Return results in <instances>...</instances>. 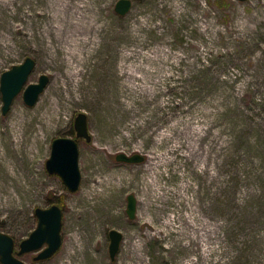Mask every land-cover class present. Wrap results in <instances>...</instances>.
I'll list each match as a JSON object with an SVG mask.
<instances>
[{
    "label": "rangeland",
    "instance_id": "374dc122",
    "mask_svg": "<svg viewBox=\"0 0 264 264\" xmlns=\"http://www.w3.org/2000/svg\"><path fill=\"white\" fill-rule=\"evenodd\" d=\"M63 1L70 14L89 6L95 27L79 30L86 43L63 44L75 27L58 33L64 23L54 20L50 0L0 1V38H9L0 42V86L4 71L36 60L7 114L0 89V230L19 250L37 227L36 208L59 204L64 212L61 248L46 260H35L39 251L20 258L264 264V0H132L126 15L115 10L118 0ZM42 74L50 82L30 106L24 90ZM53 102L58 110L43 117ZM80 112L92 140L79 139L82 181L73 192L47 160L54 138L76 137ZM37 133L42 141L34 143ZM190 139L198 154L185 145ZM119 153L145 160L118 161ZM200 218L206 230L196 228ZM112 229L123 234L114 260ZM74 237L89 245L84 262L67 256Z\"/></svg>",
    "mask_w": 264,
    "mask_h": 264
},
{
    "label": "water",
    "instance_id": "95a60500",
    "mask_svg": "<svg viewBox=\"0 0 264 264\" xmlns=\"http://www.w3.org/2000/svg\"><path fill=\"white\" fill-rule=\"evenodd\" d=\"M132 6V0H118L115 10L120 15H126L130 12ZM35 67L36 60L28 56L22 63L16 64L2 73L0 89L3 99V114L8 113L15 97L23 90ZM49 82L50 76L42 74L38 82L30 83L24 90L25 102L30 106L35 105ZM75 130L76 137L60 136L54 138L51 155L47 160L48 171L60 175L69 190L73 192L80 188L82 181L79 139L92 140L87 113L80 112L77 115ZM116 159L127 163H140L145 160V157L140 153L131 155L119 153ZM127 213L132 219L136 217L137 198L134 194L128 196ZM35 214L38 218L37 227L29 237L20 242L19 250H16L15 238L0 230V264H28L20 256L34 251H39L38 255L35 256V260H46L61 248L63 244L62 225L64 215L62 207L59 204H53L46 208L38 207ZM109 235L111 239L110 256L114 260L120 251L123 234L117 229H112Z\"/></svg>",
    "mask_w": 264,
    "mask_h": 264
},
{
    "label": "bare ground",
    "instance_id": "6f19581e",
    "mask_svg": "<svg viewBox=\"0 0 264 264\" xmlns=\"http://www.w3.org/2000/svg\"><path fill=\"white\" fill-rule=\"evenodd\" d=\"M0 1H5V0H0ZM50 6L52 9V16L54 20H57L58 22L62 21L64 24L63 26L58 27L57 26V31L59 34L65 36L66 35V24L71 23L74 25L75 29L72 31L71 34L68 35V37H63V44H68V38L70 39L71 43L78 42L80 44L86 43L88 40L85 36H83V33L79 30L80 28H94L95 27V19L92 16H87V10L89 9L88 5H84L83 7H77V10L75 12H72V14L68 13V11L65 9L67 8V3H65L63 0H50ZM86 7V8H84ZM67 12V13H66ZM60 13L65 14L64 17L60 16ZM59 14V15H58ZM52 29L50 25H46L45 28L42 30L41 34L45 36V34H48V32ZM9 38L6 35H1L0 42H7L8 43ZM65 47V52L67 54L72 55L73 51L71 50V47L68 45H63ZM70 76H77L78 71H69ZM52 109L53 110H58V107L55 106V102H53V106H51V109L46 110L43 113V117H50L52 116ZM42 117V118H43ZM42 131H45L44 125L41 126ZM17 137L15 139V144L17 146H21L23 139V129H21V133L17 131ZM192 139V138H191ZM187 140L185 141V145L191 150L193 154H198L200 152L201 147L198 144V141L196 140ZM32 141L34 143H39L42 141V136H40V133H37ZM20 149V147H17ZM30 149V152L32 151V147L30 148L29 146L27 147V151ZM166 161V159H164ZM156 165L159 164V161L155 163ZM96 195H99L96 191L94 192ZM192 211H196V207L192 206ZM196 226L197 229H207V223L206 221L202 218L199 219V223ZM218 231V230H217ZM202 236V235H201ZM195 238L200 239V235H195ZM203 238V237H201ZM204 239V238H203ZM89 245L87 242H84L83 240H80L78 237H74L72 240H69L66 246V253L68 258H70L71 262L74 263V257L77 256L81 262H84L86 258V253L88 252ZM66 264V263H63ZM137 264H143L141 259L137 262Z\"/></svg>",
    "mask_w": 264,
    "mask_h": 264
}]
</instances>
